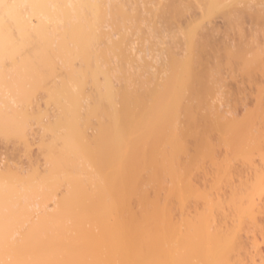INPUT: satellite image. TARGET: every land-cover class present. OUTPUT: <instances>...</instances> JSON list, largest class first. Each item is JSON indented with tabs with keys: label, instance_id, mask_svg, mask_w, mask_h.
Returning a JSON list of instances; mask_svg holds the SVG:
<instances>
[{
	"label": "bare ground",
	"instance_id": "1",
	"mask_svg": "<svg viewBox=\"0 0 264 264\" xmlns=\"http://www.w3.org/2000/svg\"><path fill=\"white\" fill-rule=\"evenodd\" d=\"M103 2L0 0V144L12 147L0 166V264H264V228L255 219L264 221V44L252 58L248 49L245 57L241 49L225 52L243 64L257 92L255 129L248 102L240 122L212 106L217 77L199 63L203 49L193 35L188 43L201 51L199 62L171 57L166 77L151 84L134 75L141 81L133 84L125 68L115 80L103 68L110 50L122 62L132 57L124 36L111 45L104 35ZM98 38L109 40L110 58L94 49ZM97 60L105 61L104 70ZM54 61L65 77L56 70L50 82ZM196 63L205 67L196 72ZM220 146L235 162L249 157L255 164L249 155L258 150L257 166L244 162L252 171L243 170L237 188L226 180L232 158L215 159ZM197 173H211L215 186L206 185L207 177L203 185L211 189L204 190ZM224 177L230 186H218ZM219 192L229 196L221 199ZM246 230L257 234L250 232L252 241Z\"/></svg>",
	"mask_w": 264,
	"mask_h": 264
},
{
	"label": "rangeland",
	"instance_id": "2",
	"mask_svg": "<svg viewBox=\"0 0 264 264\" xmlns=\"http://www.w3.org/2000/svg\"><path fill=\"white\" fill-rule=\"evenodd\" d=\"M103 1H104L103 4L105 3L104 6L102 4L103 9H105V7L107 8V9H105L106 11L103 10V13L108 12V13L104 14V15L108 14V16H106L104 18V16H102V14H101L100 18L101 17L104 18V20L107 23V27H106V29L103 28L105 31L100 30V32L103 31L105 33L106 32L108 33V34H104V35L109 36V38L107 36V39H110L111 45H112V42H113V44H114V42L116 43V41L123 42V40H124L123 38L125 37L126 39L124 41H126V42H123V43H126L127 52H129V54L131 55L130 57H132V60H130L132 62H130V61H128L130 63L122 62L121 61L122 58H120L118 56V54H117V56L114 54V53H116L117 50L114 51V49L112 48V50L114 52L110 50V52L113 53V57L111 58V61L109 60V62H110L109 63L107 61V57L110 58L112 56L111 53L108 52L109 51V49H108L109 48V42H108L109 40L107 41L106 38H102L103 40L105 39L103 42L100 41L99 38H98V40L96 39L97 41L94 40L97 43L100 42L97 45L94 44L97 47L93 46L94 49L97 48L96 50H98V52L101 50L103 51L104 49L107 51V49H108V51L106 52V56H107V54H110L111 55L110 57H109V55L107 57H104L105 54H103V56L101 55L102 58L99 56L100 59H103V57H104L108 63L106 64L104 61V63H105L104 64L102 62V60L100 62H98L99 59L97 60V63H100L102 65L101 68L104 65H106V67H103L104 69L107 67H110L111 69L107 68L106 70L109 69V72L111 70H113L110 73L113 74V76L115 75L114 76L116 78L115 80H117L119 78V76L123 75V72H122L123 70H121V69L125 68V69H127V71H124V72L129 73L130 78H132L134 75L135 77H133V78H136V77L139 78L141 76L142 82L145 80H148V82H149V80L150 81L151 80L152 81L157 80L159 82V80H162V78L164 79L166 77L165 72H166V70H168L166 68L169 67L168 62H169L171 57H174L178 60L184 61V60L188 59V57L194 56L196 58L197 62H199V59L201 57L199 63L201 64L202 62H205V64H207L211 68H213V69H211L208 66H206V68L208 69L210 74H211V72L213 73V71L216 74L215 77L212 74L213 75L212 77H214V78L217 77V82L215 83V90H214V82L216 80L212 78L214 94L212 93L213 96L210 98V102L212 103V106L215 109H217V112L225 118L240 122V121L244 120L245 117L247 119V116H245V113L246 112L249 113L248 111H250L251 117L249 119V122L256 119L255 112L257 113V111L254 110L255 109V107H254L255 106V100L254 99L257 96V92L253 86V83H251L249 80L248 82H250V83L248 84L247 80L244 77L245 75L243 76L244 72H242L243 68L241 67V65L243 66V64L238 62V59L237 60H235V59L229 60L227 58V56L225 55V52L226 51H233L234 53L235 52L237 53L241 49L240 50L241 52L239 51V53H241V55H242V52H244L242 57L243 56L245 57L246 54L249 55V53H247V52H250L249 50H251V53L248 56V57H251V55H253L252 50L257 49L264 44V0H216V1L214 0L215 5L217 7L214 6V4H211L212 2L214 3V1H212V0H103ZM222 3L224 4L225 7L223 6ZM209 4H211V5H209ZM212 5L215 7L216 12L214 10L212 11V9H211ZM209 6L211 8H209ZM118 7H120L119 9L121 10V12H119L120 10L117 9ZM214 7H213V9H214ZM114 8H116V9H114ZM123 10L126 11V14H125V12H123ZM209 10L211 11V13L213 12V15L210 13ZM86 11L87 10H85V12ZM27 12H28V9H27ZM122 12L124 13L125 17L127 15L128 16L130 15L131 17L129 16V18H128V16H127L125 18L123 16ZM121 13H122V15H120ZM88 14H90V13H88ZM121 16H123V18H125L127 20H129L130 18H132V19H130V21H124ZM227 16H228V18H227ZM90 17H92V16H90ZM121 18H122V20H121ZM91 19H93V17ZM31 20L33 22V20H35V18L31 19ZM97 20H99V21L101 20V22H102V18L97 19ZM104 20H103V22H104ZM113 20L115 22H113ZM99 21L96 24L100 23ZM106 23L104 22V25ZM110 23H111V25L112 24H114V25H112V27H110ZM100 24L102 25V27L104 26L102 23H100ZM100 24H98V25H100ZM101 25L99 27H101ZM117 25L119 26V29H118V27L116 28ZM97 26L95 27L96 29H97ZM120 27H121V30H120ZM193 29H195L196 32L193 31V33L196 35H194L192 33V31H191L192 34L188 33L190 30H193ZM190 35L191 36L193 35V37L195 38V39H193L194 41H196L195 44L197 46L199 45V47H201V49H203L202 54H201V51H197L199 49H197L195 45L193 47H191V43H188L189 42L188 39L190 40L192 38V37H190ZM188 37H190V38H188ZM121 38H122V40H121ZM92 41H89V42H92ZM118 44H120V43L118 42ZM193 44L194 43L192 42V45ZM106 47H108V48L106 49ZM190 47L195 48V49H190ZM246 49H248L247 52H245ZM195 50L197 51L196 55L194 52ZM199 52L201 54L200 57L197 56V53H199ZM100 53H102V52H100ZM98 54H97V56H98ZM118 57H119V60H118ZM105 59H103V60H105ZM243 59H245V58H243ZM201 60H203V61L201 62ZM54 62L57 65L58 62H56V61H54ZM124 63H126V65L127 64L128 65L125 66ZM228 63H233L235 65L232 67L233 64L232 65L230 64L231 66L229 67ZM6 64H7V62H6ZM6 64H4V66ZM200 64L199 65H197V63L195 64L197 66V67L195 66L196 72H200L203 69V67H205L203 65H202L203 66L202 67ZM60 65L61 64H59V66ZM76 66L78 67L79 64L76 63ZM98 66H99V64H98ZM216 66L218 67L217 69H219V70H216V68H215ZM57 67H58V65L56 67L52 66L50 76H52L53 73H55L57 71L59 72V73L57 72V74H59V76L61 75L60 74L61 72L63 73V71H62L63 66L61 67L62 70H60ZM54 68H56V69H54ZM216 72L218 73V75ZM118 73L121 75H118ZM166 73H168V71ZM57 74L55 73L53 75V77H50L49 73H48V75H46V77L49 76L51 78L50 80H52L50 82H53V80H55V78H58ZM64 75L65 74H63L62 76H64ZM117 75H118V78L116 77ZM62 76H60L59 79H61ZM98 76L101 77V75H98ZM49 77H47V80L49 79ZM251 77H253V76H251ZM52 78H54V79H52ZM133 78H132V80H133ZM138 78L135 80L138 81ZM102 79H103V77H102ZM249 79H251V78H249ZM135 80H133V84L136 83ZM141 80H139V81H141ZM253 80L254 79L252 78V82H253ZM139 81L136 83V85L139 84ZM47 82H49V81H47ZM142 82H140V84L145 85ZM245 82H247L246 83L247 85L245 84ZM154 83H156V82H154ZM150 84H148V85H150ZM250 84H251V88L249 87ZM114 85L117 86L118 83H114ZM138 86H140V85H138ZM252 89L254 90V93L252 92L253 91ZM246 90H248V93L249 92L250 93L247 94L245 92ZM249 90H251V91H249ZM245 93L250 96V97L248 96V99L250 98L249 100L246 98ZM245 98L247 99V101ZM247 102H248V104H247ZM245 103L248 105V109H249L248 111L246 110V112H245L246 108H243ZM41 105H43V104H41ZM245 107H247V106H245ZM41 108H44V106L43 107L41 106ZM258 115H259V112L257 113V118H258ZM256 120H255V123L257 125H255L256 126L255 129H257L259 126L258 120L257 121ZM261 127H262V123H261ZM211 135L208 138V140H210V138H211L213 140L212 143L214 142L213 144L214 145L216 144L215 146H217L218 144L215 143L216 135H214V134H211ZM253 135L256 137L257 133L254 132ZM34 138H35V136H32V138L30 137V140L34 139ZM210 142H211V140H210ZM187 144H189L192 148L194 143L192 141L190 143L188 142ZM1 145H2V143L0 144V166L3 165L4 161L7 162L6 159H8V157H9V159H11L10 157H12V154H11L12 152L10 153L7 151V153H6V150H8V148H9V150L12 149L11 145L10 146L5 145L6 150H4V148H3L4 144L2 146ZM33 147L34 146H32V149H33ZM192 150L193 149H191L190 151H192ZM33 152H34V155H32ZM215 152H217V155H214V156H216L215 159L218 157L222 161V160H225L226 158H228V159L232 158V162H233L232 166L233 167L230 165L232 163H231V160L229 159L230 160V163H229L230 173H232V174H230V177H228L226 180L229 182L228 179L232 178L231 180H234V181L231 182V180H230L229 183H234V182L235 183L231 185V188H237V185H240L242 183L240 180V177L242 179H243V177H245V175L244 176L242 175L243 172L245 171L244 174H247V175H248L247 172H250L251 169H248V167L250 165L246 166L247 167L246 168L245 167L246 162L243 161L241 158H236L237 162H235L233 157L230 156L232 154L229 152V154H230L229 155L228 151L226 153L225 150L221 149V146L218 149V151L215 150ZM253 153L254 152H252V154ZM8 154L11 156H9ZM252 154L249 156H251L252 160L255 162V164H257V161L259 158L258 150L256 149V154L255 153H254V155H252ZM19 155H21L18 158L19 160H20V157L24 158L21 153H19ZM30 156L32 159L34 158L35 161H37V163L39 164L40 167L42 166V164H40L41 162H40L39 155L36 153V151L33 150L31 152ZM32 156H34V157H32ZM218 158H217V160H219ZM18 159H17V161H18ZM239 159L243 161V164H244L243 166L246 168V170L243 169V167L241 165L242 161H239ZM246 159H247V163H246V165H247L251 160L248 162L249 157H247ZM14 160H15V162H13V163H16V159H14ZM24 160L26 161L25 158L21 159V161H23V162H24ZM21 161H19V162L21 163ZM253 164L251 166L254 167L255 164L254 165ZM207 165L209 166V164H207ZM22 166L23 165H21V167ZM210 166H211V164H210ZM255 166H257V165H255ZM25 167L26 166L24 165L23 168H25ZM206 169L207 168L205 167V170ZM208 169H209V167H208ZM208 169L205 171L206 173H209V172H207ZM211 170H212V172L213 171L215 172L214 168H212ZM211 170H209V171L211 172ZM206 173H197V175H199L198 178L200 179L199 182H201V181L203 182L202 184L200 183V185H203L205 182L204 181L205 178H207L209 175H211V173L209 175L207 174L208 176L206 177L205 176ZM224 179H225V177L221 179V181H220L221 183L218 184V186H220V185L222 186ZM193 180H194L193 184L197 188H199L201 190L204 188V185H203V188H200V185L198 184V182H196L197 180H196L195 176H194ZM214 181H215V179L209 180V177H208L207 182L209 184H206V185L213 186L212 184L214 183ZM227 181H224V182H226V184L229 185V183ZM207 182H205V183H207ZM226 184H223V185H226ZM218 186L216 185V187H218ZM208 187L209 186H205L204 190L205 189L206 190L211 189V188L208 189ZM223 187H227V186H223ZM227 188H224V189L227 190ZM221 190H222V188H221ZM221 190H218V191L221 192ZM228 190H229V188H228ZM220 192H219V195L221 197L224 193L221 195L222 192L221 193ZM225 193H227V192L225 191ZM228 193H230V190ZM228 196H229V194H227L226 197L224 195V197H221V199L222 198L226 199ZM226 210H228V209H226ZM256 217H255V219L259 223L258 225H260L261 227L264 228V221H259V219H257ZM247 221H249V220L247 219ZM248 225H249V223H248ZM245 226L247 227V222H246ZM246 227H245V229H246ZM249 227H251V226H248L247 229ZM246 231L249 232V230H246ZM246 231H244V233H245L244 235L246 237L242 233L240 235L241 239L243 236L245 238H247V236H248V234H250V232L255 234V236L257 235L252 230L249 233ZM263 233H264V231H263ZM258 237H259V235H258ZM249 239L251 240V234H250ZM257 239H259V238H257ZM244 241L242 243L243 245L245 244ZM251 241H250V243H251ZM259 241L262 243L261 240H259ZM248 244H247V240H246V245H244V246L248 247ZM249 246H250V244H249ZM261 246L264 249V244H262ZM248 248H245V251H247ZM250 252H251V249H250ZM240 256L243 257L244 261L250 260V258H251L249 256V254H248V256L250 258H248V256H246V254H245V256H242V255H240ZM253 259H255L256 261L259 260L258 256L256 258H253Z\"/></svg>",
	"mask_w": 264,
	"mask_h": 264
}]
</instances>
